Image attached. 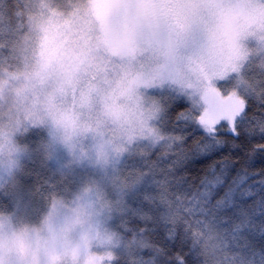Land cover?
<instances>
[{
  "label": "snow or ice",
  "instance_id": "1",
  "mask_svg": "<svg viewBox=\"0 0 264 264\" xmlns=\"http://www.w3.org/2000/svg\"><path fill=\"white\" fill-rule=\"evenodd\" d=\"M0 143V219L53 253L80 225L102 264H264V0H3Z\"/></svg>",
  "mask_w": 264,
  "mask_h": 264
},
{
  "label": "clouds",
  "instance_id": "2",
  "mask_svg": "<svg viewBox=\"0 0 264 264\" xmlns=\"http://www.w3.org/2000/svg\"><path fill=\"white\" fill-rule=\"evenodd\" d=\"M7 158V145L0 143V163L6 162ZM73 215V206L70 203L58 208L52 215L50 227L59 232L68 224ZM9 216L10 213L0 212V217ZM45 219H47L46 215L25 222H20L15 218L0 219V235L11 237L15 234V236L22 237L28 264H87L89 254L96 256L98 264H102L100 257L105 253L106 245L96 238L95 233L90 234L85 242L80 225L73 226L68 233L71 246L59 247L53 253L49 241V225H45ZM19 254L18 246L7 253L3 264H18ZM53 255L55 256L54 260L52 259Z\"/></svg>",
  "mask_w": 264,
  "mask_h": 264
},
{
  "label": "trees",
  "instance_id": "3",
  "mask_svg": "<svg viewBox=\"0 0 264 264\" xmlns=\"http://www.w3.org/2000/svg\"><path fill=\"white\" fill-rule=\"evenodd\" d=\"M0 3H3V0H0Z\"/></svg>",
  "mask_w": 264,
  "mask_h": 264
}]
</instances>
